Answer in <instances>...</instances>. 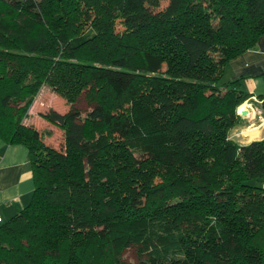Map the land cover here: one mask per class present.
<instances>
[{
    "label": "trees",
    "instance_id": "16d2710c",
    "mask_svg": "<svg viewBox=\"0 0 264 264\" xmlns=\"http://www.w3.org/2000/svg\"><path fill=\"white\" fill-rule=\"evenodd\" d=\"M158 7L0 0V139L27 149L34 183L0 223V264H264V140L229 137L250 96L224 81L264 0ZM44 86L69 106L42 115L62 151L23 123Z\"/></svg>",
    "mask_w": 264,
    "mask_h": 264
},
{
    "label": "crops",
    "instance_id": "0c3cea01",
    "mask_svg": "<svg viewBox=\"0 0 264 264\" xmlns=\"http://www.w3.org/2000/svg\"><path fill=\"white\" fill-rule=\"evenodd\" d=\"M240 80L241 89L250 97L242 105L246 115L230 131L239 146L264 140V34L255 47L232 59L225 67L224 81ZM241 105V106H242ZM239 106L236 110L241 112ZM31 109V108H30ZM260 112L261 114H259ZM264 186V182H263ZM34 190L28 151L22 145H10L0 139V218L5 222L18 214L30 201Z\"/></svg>",
    "mask_w": 264,
    "mask_h": 264
},
{
    "label": "rangeland",
    "instance_id": "374dc122",
    "mask_svg": "<svg viewBox=\"0 0 264 264\" xmlns=\"http://www.w3.org/2000/svg\"><path fill=\"white\" fill-rule=\"evenodd\" d=\"M167 3L168 0H159V7L156 11L163 9ZM118 29L120 30L121 27L118 26ZM30 108L27 117L24 119V125L37 130L45 145L58 151H62L64 146L63 131L56 125L46 121L42 115L50 110H54L61 114L67 112L69 106L66 104L65 100L55 94L50 88L44 86L34 98ZM76 108L82 112L83 116L89 111L90 108L85 101L84 95L78 99ZM122 259L125 262L136 263L137 255L135 249L129 248L125 250L122 254Z\"/></svg>",
    "mask_w": 264,
    "mask_h": 264
},
{
    "label": "water",
    "instance_id": "95a60500",
    "mask_svg": "<svg viewBox=\"0 0 264 264\" xmlns=\"http://www.w3.org/2000/svg\"><path fill=\"white\" fill-rule=\"evenodd\" d=\"M238 115H239L240 117H243V116L246 115V112H238Z\"/></svg>",
    "mask_w": 264,
    "mask_h": 264
},
{
    "label": "built area",
    "instance_id": "2783aa9c",
    "mask_svg": "<svg viewBox=\"0 0 264 264\" xmlns=\"http://www.w3.org/2000/svg\"><path fill=\"white\" fill-rule=\"evenodd\" d=\"M257 103H259L260 105H262V101L257 99ZM259 114H261L260 112H258ZM0 223H1V218H0Z\"/></svg>",
    "mask_w": 264,
    "mask_h": 264
},
{
    "label": "bare ground",
    "instance_id": "6f19581e",
    "mask_svg": "<svg viewBox=\"0 0 264 264\" xmlns=\"http://www.w3.org/2000/svg\"><path fill=\"white\" fill-rule=\"evenodd\" d=\"M245 107V105H242L241 107H240V110H243V108ZM245 110H243V111H241V112H244Z\"/></svg>",
    "mask_w": 264,
    "mask_h": 264
}]
</instances>
